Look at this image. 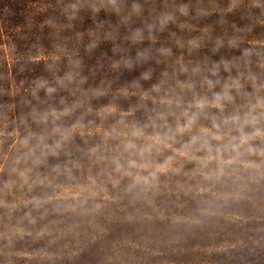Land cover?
Segmentation results:
<instances>
[{
	"label": "trees",
	"instance_id": "trees-1",
	"mask_svg": "<svg viewBox=\"0 0 264 264\" xmlns=\"http://www.w3.org/2000/svg\"><path fill=\"white\" fill-rule=\"evenodd\" d=\"M184 4L187 16L179 11ZM164 14L174 20L161 27ZM218 37L225 44L213 52ZM233 37L243 40L241 49L264 50V0H0V264H264V182L223 199L235 185L206 186L178 156L150 186L129 191L132 178L112 164L133 126L153 115L142 98L162 72L172 77L182 64L238 57L241 50L227 46ZM145 72L150 79L141 78ZM68 73L72 81L61 86ZM48 86L58 89L51 98ZM101 87L107 95L93 96L90 89ZM50 107H72L56 122L70 138L25 183L11 171L26 150L19 141L29 131L50 135L53 123L29 116L25 127L19 116ZM150 133L137 142H149ZM37 177L44 184H33Z\"/></svg>",
	"mask_w": 264,
	"mask_h": 264
},
{
	"label": "clouds",
	"instance_id": "clouds-1",
	"mask_svg": "<svg viewBox=\"0 0 264 264\" xmlns=\"http://www.w3.org/2000/svg\"><path fill=\"white\" fill-rule=\"evenodd\" d=\"M115 2L111 0V3ZM69 7L73 12L77 10L75 3ZM133 8L139 11L140 5L134 4ZM179 11L187 16L189 6L181 5ZM201 14L207 13L198 11L197 15ZM173 20V15L164 14L159 22L163 27ZM140 32L138 29L135 36L138 37ZM242 43L240 37L227 41L229 48L241 50L240 56L231 59L222 57L218 62L205 61L191 68L182 64L178 70H173L172 77L168 71L162 72V79L144 92L142 107L153 115L146 122L133 126L128 133L129 138L123 142V152L112 158L113 170L132 178L129 191L150 186L160 174L173 168L178 156L186 158L188 163L195 166L206 186L235 185V191L224 194L221 197L223 199L242 197L252 185L264 182V50L251 44L241 49ZM189 44L191 48L200 47L195 39L189 41ZM224 44V39L218 37L212 51H218ZM93 47L95 44L90 45L89 50ZM162 51L167 53L169 50ZM253 58L258 62L255 69ZM124 66L131 68L132 61H125ZM222 71L228 75L222 76ZM178 73L186 74L188 78L180 80ZM141 78L148 80L151 73L145 72ZM72 79L71 73H68L59 80V84L63 86L65 80L71 82ZM168 79H174L175 83L165 88ZM37 86L41 87L39 84ZM45 90L49 98L58 91L53 86ZM90 91L97 98L107 95L102 87ZM189 94L191 98L186 99ZM149 100L152 109L148 108ZM60 102L64 104V99ZM106 110L102 107L98 114L103 115ZM71 112L72 107H64L59 111L50 107L43 112L33 108L28 116H19L20 124L25 127H30L29 116L37 124L46 125L50 118L53 123L50 135L29 131L19 141L26 150L12 161L11 171L17 173L25 183L31 179L33 168L44 165L49 155H59L64 143L70 138V132L63 124L56 122ZM146 130H151L147 136L149 142L138 143L145 138ZM177 144L179 147H174ZM167 151L171 154L166 155L162 162L154 165L145 162L154 152L162 154ZM124 153L129 158H124ZM20 165L24 167L20 168ZM44 182L40 177L32 181L33 184L41 185ZM36 203L39 205L40 202Z\"/></svg>",
	"mask_w": 264,
	"mask_h": 264
}]
</instances>
